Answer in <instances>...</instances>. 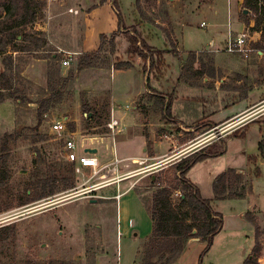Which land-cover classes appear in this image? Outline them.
<instances>
[{"label":"rangeland","instance_id":"1","mask_svg":"<svg viewBox=\"0 0 264 264\" xmlns=\"http://www.w3.org/2000/svg\"><path fill=\"white\" fill-rule=\"evenodd\" d=\"M43 1L45 8L30 29L31 37L22 43L28 49L7 48L0 53V74L11 76L12 91L18 95L0 102V264H145L147 254L142 252L144 248L138 254V246L152 231L147 200L158 188L173 184L171 164L218 138L211 135L206 122H200L203 115L218 108V104L206 103L208 96L221 91L225 94L222 104H228L249 90L255 92L254 104L233 123L234 128L241 127L204 149L221 154L195 163L186 174L202 197L212 199L215 177L228 169L237 170L241 183L236 189L245 197L212 200L213 210L223 216L224 228L208 248L193 238L176 264H243L249 255L254 256L255 264H264V40L253 41L249 36L247 52L228 50L237 37L231 31L229 41H224L233 0ZM243 10L237 18L247 24L252 13ZM231 27L236 31L235 24ZM140 39L152 49H169L162 63L157 58L142 60ZM95 51L97 57L91 65L80 69L81 57ZM165 94L177 122L161 127L158 124L166 119ZM46 103L45 111H40ZM62 114L74 120L68 128L77 133L118 138L140 132L165 142L151 165L139 160L129 163L126 169L135 174L120 183L125 190L131 182L132 193L98 199L91 195L115 193L120 184L93 193L84 190L103 179L93 177L81 184L89 172L76 174L73 164L62 156V142L47 124L49 118ZM112 119L119 121L115 131L106 127ZM179 124L194 130L184 131ZM257 134H262L258 142ZM106 143L107 147L97 144L100 161L137 151V145L128 140ZM144 147L150 151L149 141ZM251 155L256 156L255 161L249 160ZM71 165L73 188L21 204L35 174L52 179L59 167ZM151 173L160 177L156 183ZM74 188L81 192L71 198L64 196ZM179 195V190L173 192L175 203ZM242 210L243 219L253 228L247 255L251 234L246 238L241 233ZM158 258L154 256L151 262Z\"/></svg>","mask_w":264,"mask_h":264},{"label":"trees","instance_id":"2","mask_svg":"<svg viewBox=\"0 0 264 264\" xmlns=\"http://www.w3.org/2000/svg\"><path fill=\"white\" fill-rule=\"evenodd\" d=\"M243 7L252 13L251 19L254 24L250 29L260 32L261 39L264 40V0H243ZM44 8L43 0H0L1 54L5 53L7 48L12 51L28 49L22 43H28L31 37L30 29L34 23L38 22ZM18 35H21L20 41H17ZM137 41L135 40V42ZM140 41L143 47L138 49V54L143 61H152L157 58L160 62L163 59L166 50L152 49L145 40L140 39ZM95 57H97L96 51L83 55L79 61V68L89 67ZM13 91L11 76L6 72L1 73L0 102L14 95L17 97V93ZM46 106L47 103L41 105L40 111L44 112ZM6 137H10V135ZM206 148L208 146L171 164L169 168L173 170V184L158 188L147 200L146 205L152 221V231L143 246L144 251L142 252L147 254L145 264L174 263L192 238H198L205 242L208 248L213 237L223 227V216L213 210L211 201L245 197L236 189V186L241 183V175L234 169H228L215 177L212 199L201 196L197 186L187 178L186 174L195 163L221 154V152L204 151ZM1 155L2 152L0 164H3ZM249 160L255 161L256 156H249ZM58 170L59 174L52 179L35 174L34 180L28 186V192L25 193L26 199L22 200L21 204L45 198L63 189L73 188L75 184L72 165L66 169L59 167ZM162 170L159 171V176ZM159 176L152 173L150 178L154 179V183H156ZM58 181L61 186L57 185ZM175 190L180 191L178 203L172 200ZM157 255L159 258L151 262V258ZM255 263L252 255L243 260V264Z\"/></svg>","mask_w":264,"mask_h":264},{"label":"crops","instance_id":"3","mask_svg":"<svg viewBox=\"0 0 264 264\" xmlns=\"http://www.w3.org/2000/svg\"><path fill=\"white\" fill-rule=\"evenodd\" d=\"M229 7H230V11H229V14H230V22H228V25L230 24V26H229V28H228V30H227V34H226V36L224 37V41H229V39H230V37H231V31L232 32H235L236 33V35L235 36H238L241 32H243V31H245V32H247L248 30H249V28H251L252 26H253V24H254V22H253V20L250 18V19H248V21H247V24L245 23V22H243V21H239L238 20V18H237V16H238V13H239V11H241V9L243 8L244 9V7H243V0H233L230 4H229ZM231 24H235L236 25V28H235V30L236 31H234L233 30V28L231 27ZM203 27H205V25L203 26ZM248 35L250 36V39H252L253 41H257V39H261V35H260V32H257V31H252V34H250V33H248ZM226 38V39H225ZM211 45L212 46H217V45H214V42L212 41V43H211ZM205 47V46H204ZM159 50H166V52L165 53H167L168 51H169V49L167 50V49H159ZM197 51H199V50H197ZM259 54H260V52H259ZM145 62V61H144ZM146 62H148V61H146ZM145 62V63H146ZM163 62V59H162V61H161V63ZM214 63H216V67L217 68H219L220 67V65L219 64H217V62L216 61H214ZM233 64H232V67H233V65L235 64L234 62H232ZM180 67H182V66H180ZM225 68H229V67H227V66H225ZM233 69H234V67H233ZM203 80H205V77L203 78ZM221 81H222V79H221ZM195 87H197V88H201V89H203L204 87H202V85H197V86H195ZM213 94H212V96H208V98H207V101H206V103H212V105H215V104H218V108L217 109H214V111L213 112H211L210 114H208L207 115V117H205V115H203L202 116V118L200 119V122H206V123H204L205 125H208V126H210V128H211V130L212 129H214V128H216V127H218V126H222L223 124H225V123H228V122H230V121H232V120H234V119H236L240 114H244L245 113V111L246 110H248V108H250V106H252L253 104H254V101H253V96H254V91H250L249 90V92H248V94L247 95H245L244 97H242L241 99H239V100H237V101H233V102H230V103H228V104H222V99H223V95H225V94H222V92L221 91H219V92H216V91H213L212 92ZM209 95H211V94H209ZM215 95H217V96H215ZM162 97H164L165 98V103H166V106L164 107V112H165V114H163V116H164V118H166V119H164V121H160V124H158L159 126H161L162 127V125H166V126H168V125H170L169 123H172V122H177L175 119H174V116H173V111L170 109V106H169V103H168V94H165V95H162ZM202 99H205V97L203 96V97H201ZM170 115V116H169ZM61 116H63V117H65V115H57V116H52L51 118H49V120H51V119H53L54 117L56 118V117H61ZM169 116V117H168ZM67 117V116H66ZM132 119H133V117H131ZM129 119L130 118H128V119H126L127 121H128V123H129ZM49 120H47V124L49 123ZM67 120H68V123H70V122H73L74 120H71V119H69L68 117H67ZM126 123V125H128V123L127 122H125ZM133 124H134V121H133ZM203 124V125H204ZM246 124V123H245ZM250 123H248V125H249ZM120 125H121V121H120ZM247 125V124H246ZM179 126L181 127V129H183L184 131H192V130H194V128L193 127H185V126H182V125H180L179 124ZM243 126H244V124H243ZM241 127V126H240ZM240 127H238V128H236V129H239ZM117 128H119V127H117ZM236 129H234V130H229V131H227L225 134H223V135H221L220 137H218V138H212L211 140H208L207 142H205L204 144H203V146H200V149H202V148H205L206 146H211V145H213V144H215L216 142V140L217 139H222V136H225L226 134H229V133H232L233 131H235ZM120 130V129H119ZM118 131V130H117ZM121 131H122V128H121ZM120 133V132H119ZM117 135V134H116ZM261 135L262 134H257V136H256V142H258L259 140H260V138H261ZM162 135H159V137H161ZM227 136H229V135H227ZM115 137V135L114 136H111V135H109V136H105L104 137V139H103V142L102 143H104V145H105V147H107V143H106V141L107 140H109L110 142L111 141H113V140H128L129 142H132V143H134V144H136L137 145V151H136V153L135 154H133V155H131V156H128V157H121V158H128V159H135V160H144V161H146L147 163H149L150 164V162H152V163H154V161L155 160H157L158 158H159V156H158V150L157 149H159L160 147H161V145H163V143L165 142V141H158V140H156V139H153L152 140V138H151V136L150 135H144V134H142V133H140V132H137V133H128V134H126V135H121V136H118V138H114ZM166 137V136H165ZM147 141H149V144H150V151L148 152V150L147 151H145L146 149H147V147H144L145 146V144H147ZM189 142V141H188ZM187 142V143H188ZM102 143H98V144H102ZM93 148H96V150H97V144H96V146L95 147H93ZM138 148H140V150H139V152H138ZM146 148V149H145ZM112 150L115 152V150H114V147H112ZM154 151H155V155H154ZM97 152V151H96ZM96 152H95V155H96ZM162 155V154H161ZM114 156V155H113ZM164 155H162L161 157H163ZM96 157H97V159H98V161H99V163L100 164H106V163H108L109 161H107V162H104V161H100V159H99V157L96 155ZM214 157V156H213ZM210 158V157H209ZM206 159H208V158H206ZM206 159H204V160H206ZM128 163H131V162H128ZM148 164V165H149ZM147 165V166H148ZM151 165V164H150ZM127 168V167H126ZM126 168H123L122 169V171L121 172H125V171H129V172H132L131 170H128V169H126ZM85 171H87V172H89V170L87 169V170H85ZM135 173H132L131 174V176L132 175H134ZM152 174V173H151ZM145 176V174H143V175H141L140 177H139V180L142 178V177H144ZM130 177V176H129ZM81 184H83V183H81ZM114 184H116V183H114ZM114 184H112V185H114ZM120 184V187H119V190H122V188H121V183H119ZM133 184L130 182V184H129V186L127 187V188H125V190H122V193H132V188H133ZM105 187H107V186H104V187H99V188H97V189H95V191H97V190H101L102 188H105ZM116 190V189H115ZM115 194H116V192L115 193H110V194H99L100 195V197H98V199L99 198H102V199H108V198H110V199H113L114 198V196H115ZM98 195V194H97ZM135 195V194H134ZM112 197V198H111ZM134 199H135V201H137L136 203H138L139 205H141V203H140V200H139V198L135 195L134 196ZM232 200H242V199H232ZM248 209V208H247ZM244 210H242L240 213H239V217H240V220H241V222H242V224H241V226H240V228H241V233L242 234H245V236H246V238H249V236H250V234H251V236H250V238H249V242H248V248H247V251H245L246 252V254L245 255H247V253L249 252V250H251V248H252V244H253V228H252V226L249 224V223H247L244 219H243V214H244ZM152 222V221H151ZM128 226H130V225H128ZM224 228V227H223ZM246 232V233H245ZM147 240V239H146ZM146 240H144V241H142L140 244H139V246H138V254L141 252V250H142V248H143V245H144V243L146 242ZM192 239H190L189 241H191ZM245 240H247V239H245ZM189 241L187 242V244L189 243ZM186 244V245H187ZM137 257H138V255H137ZM246 257V256H245ZM244 257V258H245ZM179 260V259H178ZM178 260L177 261H175L174 263H172V264H176L177 262H178Z\"/></svg>","mask_w":264,"mask_h":264},{"label":"built area","instance_id":"4","mask_svg":"<svg viewBox=\"0 0 264 264\" xmlns=\"http://www.w3.org/2000/svg\"><path fill=\"white\" fill-rule=\"evenodd\" d=\"M70 12H74L72 8H69ZM76 12V11H75ZM205 23L201 22V26H204ZM249 44V35L247 32H241L237 37L234 38L228 44L229 51H238V52H247ZM67 60L63 59V64H67ZM242 118V117H241ZM241 118H236L228 123L223 124L222 126H218L212 129L211 135L215 136L218 135L220 137L223 135V130L229 128V130H234L236 128L233 127V123H236ZM119 126V121L117 119L110 120L106 127L111 130L115 131ZM48 128L50 132L56 136L58 140L62 142L61 147V154L62 156L74 166V171L76 174H85V170H89V176L82 180V183L85 184L90 178L98 177L103 179L101 182L89 185L84 188L85 191H89L93 193L95 189L104 186H110L114 183L119 184L125 178L131 176L133 172L125 171L121 172L123 168L129 166L128 162H133L135 159H128V158H118L116 156L112 157V159L106 164H100L95 153H90L85 151L86 148H93L98 143H102L104 136L103 135H92L89 133H77L76 131H71L68 128V120L67 117H54L53 119L49 120ZM218 130V131H217ZM220 133V134H219ZM140 164L144 163L145 161L139 160ZM115 199H118L122 194V191L116 189ZM81 192L79 189L74 188L73 190L69 191L65 197L71 198ZM95 197H100V195L93 194L91 195Z\"/></svg>","mask_w":264,"mask_h":264},{"label":"water","instance_id":"5","mask_svg":"<svg viewBox=\"0 0 264 264\" xmlns=\"http://www.w3.org/2000/svg\"><path fill=\"white\" fill-rule=\"evenodd\" d=\"M248 12V10L247 9H244L243 10V13H247ZM85 151H87V152H90V153H95L97 150H96V148H86V150ZM153 178V177H152ZM92 202H95V200L93 199V200H91ZM193 239V238H192ZM195 239V238H194ZM196 240H199L198 238H196Z\"/></svg>","mask_w":264,"mask_h":264}]
</instances>
